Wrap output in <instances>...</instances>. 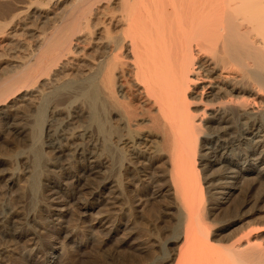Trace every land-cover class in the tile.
I'll use <instances>...</instances> for the list:
<instances>
[{"label":"bare ground","instance_id":"bare-ground-1","mask_svg":"<svg viewBox=\"0 0 264 264\" xmlns=\"http://www.w3.org/2000/svg\"><path fill=\"white\" fill-rule=\"evenodd\" d=\"M245 184L264 190V0H0V264L104 256L139 214L153 237L114 259L264 264Z\"/></svg>","mask_w":264,"mask_h":264},{"label":"rangeland","instance_id":"rangeland-1","mask_svg":"<svg viewBox=\"0 0 264 264\" xmlns=\"http://www.w3.org/2000/svg\"><path fill=\"white\" fill-rule=\"evenodd\" d=\"M246 186V187H245ZM248 187V188H247ZM252 190H250V189ZM255 188V189H254ZM249 187V185L248 184H245L244 185V188L242 189V191L244 190L245 191V189H246V191L244 192V194H242L241 193V195H239V199L238 200H240V203H239V201H237L239 204H241L243 201H245V203H247L246 201H248L249 202V204H248V206L245 208V209H248L250 206L251 207H253V205L254 204H256L255 202L257 201L256 199H255V197H256V194L257 193H260V196H259V194H257V196L258 197H263V195H264V193H261V192H264V190L262 189L261 190V188L260 189H258V187ZM249 189V190H248ZM257 190V191H256ZM261 190V191H260ZM259 191V192H258ZM247 192H248V194H247ZM262 194V195H261ZM248 195V196H247ZM34 197L35 198H37L38 199V197H37V195H35L34 194ZM33 197V194H32V196H30V199L28 200V206H27V209H28V211H29V209H30V211H33L35 208L34 207H36V204H37V201H35V200H37V199H35ZM247 199V200H246ZM255 201V202H254ZM32 202L35 204V206H34V204H32ZM253 202H254V204H253ZM242 204H244V203H242ZM253 204V205H252ZM32 205V206H31ZM158 206V205H157ZM157 206H154V207H151V208H155L156 210H158L157 208ZM242 207H243V205H241ZM240 206V207H241ZM157 207V208H156ZM250 207V208H251ZM32 208V209H31ZM156 213H157V211H156ZM147 216V215H146ZM148 216H150V215H148ZM157 216H158V214H157ZM157 216H153L151 219H154V221L157 219H155L154 217H157ZM147 219V218H146ZM142 220H143V223H142ZM139 221V222H138ZM140 221H141V224H140ZM148 221V219L145 221V219H143L142 217H141V215L139 214L138 215V217H137V221H136V225L138 226H135L134 227V229L132 230V231H129L128 229H122V230H120V231H118V232H113L112 234H111V236L109 237V239H108V241H109V244L107 245V253H105L106 255L107 254H110V253H112L113 251H114V249H116L118 246H119V244L122 242V244H123V247H121L120 249H121V251H122V248L124 249V250H126V242L124 243V238H126V240H129V241H131V240H133V238H136L137 239V242L138 243H136L137 245H139L140 243H143L144 241H145V236L147 235L148 237L149 236H152L151 234H152V232H150V231H148L147 230V225H149V223L147 222ZM138 222V223H137ZM145 222H147L148 224H146ZM145 223V224H144ZM134 224V225H135ZM139 224L141 225V226H139ZM146 225V226H143V228L144 227H146V228H144V230H143V228H142V225ZM137 227V228H136ZM150 228V227H149ZM175 228V227H174ZM141 229H142V231H144L143 233H142V231H141ZM151 229V228H150ZM172 229H173V227H172ZM149 233H148V232ZM148 234H147V233ZM128 233V234H127ZM144 234V235H142V234ZM151 233V234H150ZM131 234H134V235H132V237H131ZM146 234V235H145ZM150 234V235H149ZM127 235V236H126ZM130 235V236H129ZM146 236V238H148ZM139 237V238H138ZM153 237V236H152ZM164 237V236H163ZM123 238V239H122ZM131 238V239H130ZM125 240V241H126ZM113 249V250H112ZM92 250V251H91ZM112 251V252H111ZM125 252V251H124ZM93 253V254H92ZM104 254V256H103V254H101V255H99V256H97V255H95V253L93 252V248H91V247H87L86 249H84L83 250V252L81 253V256L79 257L80 259H78V261L76 260V261H74V262H72L71 264H103L104 263V259H106L107 258V256ZM126 253H123L122 254V256L120 255V257L119 256H117V255H115L117 258H115V259H117L118 261H116L115 259H114V255H108L109 256V258H107L109 261H111V263L112 264H116V263H120V264H126V262L125 261H127V257H128V259L130 258H132V257H130L129 256V254H126ZM137 254H139V252L137 253ZM94 255V256H93ZM124 255L126 256V257H124ZM143 255V260H144V258H145V260H146V262H149L147 259L149 258V259H151V261L150 262H159V259H160V257H158L159 256V254H153L152 256L149 254H146V257H145V254H142ZM155 255L157 256V257H155ZM102 256V257H101ZM111 256V257H110ZM113 256V257H112ZM137 256V255H136ZM160 256H162L161 254H160ZM93 257V258H92ZM104 257V258H103ZM134 257H135V255H133V259H134ZM148 257V258H147ZM151 257V258H150ZM121 258V259H120ZM112 259H113V261H112ZM139 259H140V256L139 257H137V261H139ZM124 261V262H122V261ZM145 260H144V262H145ZM77 262V263H76ZM116 262V263H115Z\"/></svg>","mask_w":264,"mask_h":264}]
</instances>
